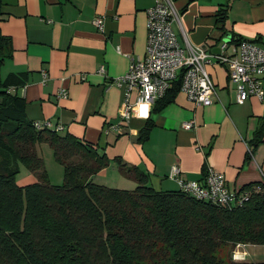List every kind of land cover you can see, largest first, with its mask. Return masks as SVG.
Masks as SVG:
<instances>
[{"label": "crops", "instance_id": "1", "mask_svg": "<svg viewBox=\"0 0 264 264\" xmlns=\"http://www.w3.org/2000/svg\"><path fill=\"white\" fill-rule=\"evenodd\" d=\"M171 1L179 12L180 23H174L173 30L181 46L206 47L219 37L216 12L224 7L226 33L264 45V0ZM153 3L0 0V33L10 40L0 79L25 100L28 119L49 120L62 126L59 133L96 144L110 158V168H118L113 159L119 157L146 172L154 189L178 187L169 177L172 165L178 166L185 180H199L210 166L224 173L232 191L262 182L264 100L250 96L237 102L236 86L224 65L206 66L215 86L210 105L197 106L179 91L164 108L154 109L155 103L134 106L127 123L110 127L120 120L125 92L114 79L128 71L132 58H144L146 9ZM96 17L103 21L102 31L93 22ZM62 88L65 95L58 96ZM148 121L151 127L139 140ZM186 121L194 126L183 128ZM105 169L98 174L104 176ZM101 178L98 183H107ZM129 180L120 183L135 182ZM223 246L243 259L249 255V244Z\"/></svg>", "mask_w": 264, "mask_h": 264}, {"label": "trees", "instance_id": "2", "mask_svg": "<svg viewBox=\"0 0 264 264\" xmlns=\"http://www.w3.org/2000/svg\"><path fill=\"white\" fill-rule=\"evenodd\" d=\"M216 15L221 35L206 47L214 48L224 34L241 40L225 31V7ZM8 47L9 38L0 33V65ZM179 88L178 77L154 109L171 103ZM25 104L0 79V264H224L216 254L223 245H264V180L235 191V203L216 204L179 186L154 189L146 172L114 157L134 188L96 183L91 176L111 161L106 153L53 127L35 128ZM150 127L148 121L140 129L139 140ZM39 143H47L63 165L61 184L45 179L19 185L15 170H6L12 160L40 170Z\"/></svg>", "mask_w": 264, "mask_h": 264}, {"label": "built area", "instance_id": "3", "mask_svg": "<svg viewBox=\"0 0 264 264\" xmlns=\"http://www.w3.org/2000/svg\"><path fill=\"white\" fill-rule=\"evenodd\" d=\"M103 30L101 17L93 20ZM180 23L179 12L171 0H154L146 9V47L143 59L132 58L129 69L114 79L117 86L124 85L123 111L119 122L111 128L120 127L129 120L130 110L135 106L150 105L163 97L171 83L180 78L179 91L197 106L210 105L215 86L207 65H224L229 80L236 86L237 102L254 96L264 100V45L258 41L242 39L238 42L220 41L218 51L207 47H193L178 43L173 24ZM214 47V48H215ZM100 67L99 72H103ZM65 95V89L57 93ZM35 128L53 127L49 120L34 121ZM183 128H192L193 122L186 121ZM177 165H172L169 177L174 179L181 190L208 199L216 204H233L237 201L235 191L227 187L224 173L207 166L200 180H184ZM234 260L236 252L232 254Z\"/></svg>", "mask_w": 264, "mask_h": 264}, {"label": "rangeland", "instance_id": "4", "mask_svg": "<svg viewBox=\"0 0 264 264\" xmlns=\"http://www.w3.org/2000/svg\"><path fill=\"white\" fill-rule=\"evenodd\" d=\"M227 37H223L221 40L225 41ZM119 122V121H118ZM38 154L41 156L43 161V166L40 170L37 172H30L25 164L22 161L19 160H12L9 164V166H6L7 171L15 170L14 178L17 184L19 185H25L28 183H32L38 180H47L51 184H61L63 182V176H64V167L62 164L58 163L53 156L52 149L47 143H39L36 146ZM105 175L102 174H94L91 176V179L93 182H100L98 181V177H104L101 178L102 180H106L107 183H102L107 186H114L118 188H125V189H133L135 186V182H131L130 185H123V183H120L121 181H124L127 183V181H131L127 178H125L119 171L118 168H110L108 166L105 170ZM103 173V172H100ZM97 175V176H96ZM99 175V176H98ZM102 175V176H100ZM122 177V178H121ZM119 179H122L119 181ZM130 183V182H129ZM248 256H244L240 254L239 252H236V258L238 260H252V261H264V245H256V244H249L247 247ZM216 254L218 256H221L223 258L224 264H230V260H234L232 258L233 251L226 252L225 246H222L219 250H217ZM143 264H148L147 262H143Z\"/></svg>", "mask_w": 264, "mask_h": 264}, {"label": "water", "instance_id": "5", "mask_svg": "<svg viewBox=\"0 0 264 264\" xmlns=\"http://www.w3.org/2000/svg\"><path fill=\"white\" fill-rule=\"evenodd\" d=\"M227 38H228V36H226ZM212 51H215V52H217L218 51V48H212Z\"/></svg>", "mask_w": 264, "mask_h": 264}]
</instances>
